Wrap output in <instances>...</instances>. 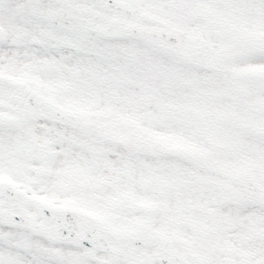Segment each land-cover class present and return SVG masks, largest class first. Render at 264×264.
Wrapping results in <instances>:
<instances>
[{"label":"snow or ice","instance_id":"6c2138e0","mask_svg":"<svg viewBox=\"0 0 264 264\" xmlns=\"http://www.w3.org/2000/svg\"><path fill=\"white\" fill-rule=\"evenodd\" d=\"M0 264H264V0H0Z\"/></svg>","mask_w":264,"mask_h":264}]
</instances>
